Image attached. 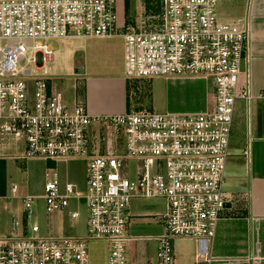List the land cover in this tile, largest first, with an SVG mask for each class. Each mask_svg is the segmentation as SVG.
<instances>
[{"label":"built area","instance_id":"obj_1","mask_svg":"<svg viewBox=\"0 0 264 264\" xmlns=\"http://www.w3.org/2000/svg\"><path fill=\"white\" fill-rule=\"evenodd\" d=\"M116 0H0V160L64 165L87 161L86 193L59 173L45 176L41 195L19 196L11 229L0 235V264H91L89 242L107 244V264H138L134 243L155 241L156 264H178L173 243L193 240L198 260L215 263L212 242L228 205L225 191L236 104L264 102L252 92L251 27L247 19L225 22L217 0H162L158 11L140 5L119 26ZM121 38L127 82L204 81L209 106L194 113L147 110L92 116L85 99L68 103L50 84V67L62 44L65 54L79 41ZM111 128L117 151L101 152L91 126ZM108 141H114L107 138ZM100 149H97V147ZM249 145L244 151L249 163ZM130 161L136 162L133 172ZM86 201V236L64 234L71 203ZM137 199H164L160 238H132L130 214ZM43 201L50 235L37 217ZM35 220V222H32ZM73 225L70 227L72 228ZM227 262V260H225ZM232 263V261H228ZM151 264V263H149Z\"/></svg>","mask_w":264,"mask_h":264},{"label":"crops","instance_id":"obj_2","mask_svg":"<svg viewBox=\"0 0 264 264\" xmlns=\"http://www.w3.org/2000/svg\"><path fill=\"white\" fill-rule=\"evenodd\" d=\"M116 1L119 26H123L129 19H134L137 16L140 5L144 4L150 10L158 11L162 0ZM217 1V14L221 20L231 23L240 19H247L249 21L251 27L250 55L253 59L252 64L254 63V67L260 66L264 74V0ZM113 40L115 38L79 41L70 47L67 54L64 53L62 57L64 63L67 64L72 58L71 50L74 51V54H79V57L76 55L74 60L72 59V67L75 75L79 76L78 81H80L79 84L84 89V94L76 97V99L81 98L86 100L88 110L92 116L125 114L129 111L130 105L131 95L129 87L131 86L137 93L141 91L142 87L144 89L145 86L147 87L150 84V81H142L140 83H138L139 81L130 83L126 81L124 41L119 38L122 43L119 48L114 49ZM79 69L84 70V73H78ZM136 84H141L142 87L137 88ZM109 85H115L118 89L117 97L112 100H108L103 96L105 87ZM261 90H257L255 87L252 71V92L254 95H257ZM209 100L210 95L208 91L206 93L205 108L199 112L207 109ZM73 101L67 99L68 103H72ZM256 146L255 160H252V156L250 163L248 160V164L250 165L247 183L248 189L244 191L243 188H240L237 192H227L235 197V200L231 207L224 212L223 220L212 242L211 256L216 262L210 264H264V138H261L260 143ZM233 149L234 147L231 149V154ZM250 154L252 155V153ZM11 162L13 163L14 161L0 160V229L3 227L2 222L6 223L4 225L6 228L3 233L0 232V235L10 231L13 215L17 209H20L11 200V187L13 184H16H12ZM17 163L27 171L28 167L39 163L44 164L45 167L48 165L41 161ZM237 208L239 209L236 212ZM130 214L133 219L132 225L141 217H145V219L149 218V220L154 221L162 227L164 234L163 224L157 221V217L163 215V213L140 215L131 211ZM162 235L155 237L157 239ZM152 237L154 236L145 238ZM173 249L178 264H209L198 260V247L197 243L193 240H175ZM156 252L157 243L154 240L151 242L134 243L130 246V257L138 264H156ZM229 260L232 263H228ZM105 264H107V261Z\"/></svg>","mask_w":264,"mask_h":264},{"label":"rangeland","instance_id":"obj_3","mask_svg":"<svg viewBox=\"0 0 264 264\" xmlns=\"http://www.w3.org/2000/svg\"><path fill=\"white\" fill-rule=\"evenodd\" d=\"M114 49L120 47L122 41L119 38L113 40ZM57 49L58 54L54 63L49 64L50 67V84L52 88L67 101V99L74 100L84 94V89L80 86L79 76L73 72L72 61L75 56L71 50V61L64 63L63 55L65 47L58 43H52ZM77 53V52H75ZM73 59V60H72ZM252 71L254 83L257 90H264V74L260 66L254 67L252 64ZM140 83V82H138ZM79 85V87H78ZM105 87V86H104ZM136 87H142L141 84H136ZM131 95L129 111L147 110L150 112H157L159 114L165 113H194L199 112L205 108L206 93L209 91L208 85L204 81H168L164 79L152 80L150 84L140 89L137 93L129 87ZM105 96L108 100L117 97L118 89L115 85L105 87ZM75 94V95H74ZM258 95V94H257ZM139 98V99H138ZM141 106V107H140ZM140 107V108H139ZM116 115V114H115ZM118 115V114H117ZM114 115H107L102 117H111ZM101 134L104 141L101 143V152H106L107 148L112 151L118 150L119 138H113V131L111 128H105L101 125L91 126V139L94 143L98 141ZM114 141H108L107 138ZM264 138V102L254 101L252 103L251 112L248 114L247 105L243 102L236 104L233 126V144L234 147L231 157L226 166V183L225 191L237 192L240 188L244 191L248 189L247 183L250 173V165L248 158L243 154L249 145L251 148L252 160H255L257 144L260 139ZM97 144V143H96ZM98 145V144H97ZM97 149H100L98 146ZM136 167L135 161H130L128 164V171L133 172ZM52 173H59L61 178L78 189V192L84 196L87 186V161L85 160H71L64 165H50L46 166L42 163L28 167V171L18 165L17 162H11L10 172L12 174V184L16 183L19 187V195H41L42 188L45 183V176L50 171ZM28 172V175H27ZM13 203L21 208V201L12 200ZM166 200L164 199H137L133 201L131 210L133 213L140 215L149 214H164L166 212ZM239 208L236 209V212ZM70 211H78L80 218L76 222H72L68 216H65L64 234L71 236H86L87 232V207L86 201L83 198L79 204L72 202ZM39 226L41 233L45 236L52 233L49 232V218L45 212L43 201L38 202L37 210ZM141 219V220H140ZM134 225L130 227L129 234L132 238H145L150 236H160L163 234L162 227L154 221L141 217ZM32 222H35L33 220ZM0 232L3 233L6 228V223L2 222ZM71 225L72 228L70 227ZM152 237V238H154ZM156 238V237H155ZM89 254L91 264H105L107 261L108 247L107 244L100 241L89 242Z\"/></svg>","mask_w":264,"mask_h":264},{"label":"water","instance_id":"obj_4","mask_svg":"<svg viewBox=\"0 0 264 264\" xmlns=\"http://www.w3.org/2000/svg\"><path fill=\"white\" fill-rule=\"evenodd\" d=\"M78 73H81V74H82V73H84V70H82V69H79V70H78ZM229 207H231V205H228V207H227V208H229Z\"/></svg>","mask_w":264,"mask_h":264}]
</instances>
